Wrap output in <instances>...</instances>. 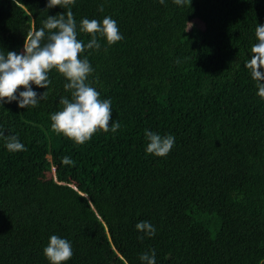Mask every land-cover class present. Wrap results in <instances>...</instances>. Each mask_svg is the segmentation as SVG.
I'll return each mask as SVG.
<instances>
[{"label": "trees", "instance_id": "obj_1", "mask_svg": "<svg viewBox=\"0 0 264 264\" xmlns=\"http://www.w3.org/2000/svg\"><path fill=\"white\" fill-rule=\"evenodd\" d=\"M64 11L0 0V52H22L32 20ZM72 11L118 24L121 41L82 58L121 127L83 145L52 131L70 98L55 70L48 89L32 86L48 93L37 107L0 104V131L26 148L0 136V264H49L51 235L72 244L65 264H142L150 249L157 264H264V99L245 67L264 0H75ZM145 129L174 135L166 157L146 153ZM140 221L156 235L141 241Z\"/></svg>", "mask_w": 264, "mask_h": 264}, {"label": "clouds", "instance_id": "obj_2", "mask_svg": "<svg viewBox=\"0 0 264 264\" xmlns=\"http://www.w3.org/2000/svg\"><path fill=\"white\" fill-rule=\"evenodd\" d=\"M161 4L165 0H159ZM178 6L189 3V0H173ZM192 0H190V3ZM75 0H47V9L60 7L66 11L57 15H48L41 21L38 29H33L26 36L23 51L0 52V104L18 102L20 108L37 107L41 100L47 99V91L42 94L33 90L48 89L52 81L49 74L55 70L67 81L64 90L70 93L61 97L60 110L50 114L51 129L57 134L72 140L77 145L90 141L99 131L116 133L121 125L119 121L112 122V100L101 98V94L89 77L94 69L83 55L88 50H99L100 39H105L109 46L123 39L118 24L111 16L98 19L82 18L77 23L72 6ZM104 11V5L98 8ZM90 34V40L85 43L80 34ZM256 42L251 45L250 58L245 61L251 79L258 89L256 95L264 99V25L258 24L255 29ZM25 89L20 91V89ZM18 93V95H17ZM146 153L155 157H166L175 146L172 134L160 135L154 131L144 130ZM5 147L9 152L26 151L18 135L5 136ZM64 165L75 162L68 156L62 157ZM136 229L149 238L156 235L155 226L149 221H140ZM43 254L49 264H65L73 256L72 244L69 240L57 235H51ZM142 264H157L155 249L140 254Z\"/></svg>", "mask_w": 264, "mask_h": 264}, {"label": "rangeland", "instance_id": "obj_3", "mask_svg": "<svg viewBox=\"0 0 264 264\" xmlns=\"http://www.w3.org/2000/svg\"><path fill=\"white\" fill-rule=\"evenodd\" d=\"M32 25H31V28H32V30L33 29H35V20H32ZM201 22L199 21V24H200ZM54 173V170L52 169V170H50V171H48L47 173H46V176L44 177V179L45 180H47V182H49L50 181V179H51V177H52V175H53V173Z\"/></svg>", "mask_w": 264, "mask_h": 264}]
</instances>
